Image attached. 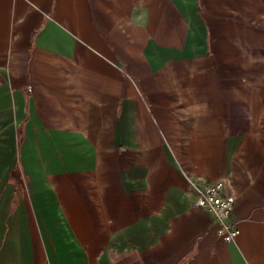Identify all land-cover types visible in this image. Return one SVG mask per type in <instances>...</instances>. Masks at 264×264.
<instances>
[{"label": "crops", "instance_id": "1", "mask_svg": "<svg viewBox=\"0 0 264 264\" xmlns=\"http://www.w3.org/2000/svg\"><path fill=\"white\" fill-rule=\"evenodd\" d=\"M0 264H264V0H0Z\"/></svg>", "mask_w": 264, "mask_h": 264}, {"label": "built area", "instance_id": "2", "mask_svg": "<svg viewBox=\"0 0 264 264\" xmlns=\"http://www.w3.org/2000/svg\"><path fill=\"white\" fill-rule=\"evenodd\" d=\"M197 192L196 206L204 209L219 225V237L228 242L239 234L238 228L230 221L234 200L224 194L221 181L213 183H192Z\"/></svg>", "mask_w": 264, "mask_h": 264}]
</instances>
